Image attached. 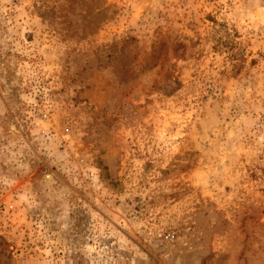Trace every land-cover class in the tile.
Wrapping results in <instances>:
<instances>
[{
  "label": "rangeland",
  "instance_id": "obj_1",
  "mask_svg": "<svg viewBox=\"0 0 264 264\" xmlns=\"http://www.w3.org/2000/svg\"><path fill=\"white\" fill-rule=\"evenodd\" d=\"M0 264H264V0H0Z\"/></svg>",
  "mask_w": 264,
  "mask_h": 264
},
{
  "label": "built area",
  "instance_id": "obj_2",
  "mask_svg": "<svg viewBox=\"0 0 264 264\" xmlns=\"http://www.w3.org/2000/svg\"><path fill=\"white\" fill-rule=\"evenodd\" d=\"M170 237H171V235H168V236H167V238H170Z\"/></svg>",
  "mask_w": 264,
  "mask_h": 264
}]
</instances>
